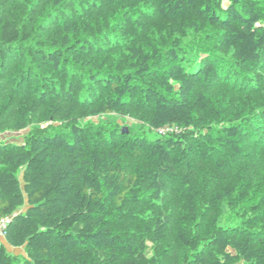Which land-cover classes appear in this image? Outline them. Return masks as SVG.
<instances>
[{
  "label": "trees",
  "instance_id": "obj_1",
  "mask_svg": "<svg viewBox=\"0 0 264 264\" xmlns=\"http://www.w3.org/2000/svg\"><path fill=\"white\" fill-rule=\"evenodd\" d=\"M25 129L0 264H264V0H0Z\"/></svg>",
  "mask_w": 264,
  "mask_h": 264
},
{
  "label": "rangeland",
  "instance_id": "obj_2",
  "mask_svg": "<svg viewBox=\"0 0 264 264\" xmlns=\"http://www.w3.org/2000/svg\"><path fill=\"white\" fill-rule=\"evenodd\" d=\"M103 119H108V120H112V121H116L118 123H122V120L121 118L116 115V114H108V115H105L104 117H102ZM95 120L97 119L96 117L94 118ZM124 124H125V129L126 131H128V126H133L134 123L131 119H125L124 121ZM123 127V128H124ZM26 129L25 130H21V131H14V132H4V133H0V141L1 140H10V141H21L22 140V137L23 135L26 133ZM8 250L11 251V252H14V253H21L22 255H24V251H23V248H12L11 246H7Z\"/></svg>",
  "mask_w": 264,
  "mask_h": 264
},
{
  "label": "built area",
  "instance_id": "obj_3",
  "mask_svg": "<svg viewBox=\"0 0 264 264\" xmlns=\"http://www.w3.org/2000/svg\"><path fill=\"white\" fill-rule=\"evenodd\" d=\"M8 218H2L0 219V235L3 234V228L6 226L7 222H8Z\"/></svg>",
  "mask_w": 264,
  "mask_h": 264
},
{
  "label": "water",
  "instance_id": "obj_4",
  "mask_svg": "<svg viewBox=\"0 0 264 264\" xmlns=\"http://www.w3.org/2000/svg\"><path fill=\"white\" fill-rule=\"evenodd\" d=\"M123 131H124V132H126V129H125V127L123 128Z\"/></svg>",
  "mask_w": 264,
  "mask_h": 264
},
{
  "label": "crops",
  "instance_id": "obj_5",
  "mask_svg": "<svg viewBox=\"0 0 264 264\" xmlns=\"http://www.w3.org/2000/svg\"><path fill=\"white\" fill-rule=\"evenodd\" d=\"M1 236V235H0Z\"/></svg>",
  "mask_w": 264,
  "mask_h": 264
}]
</instances>
